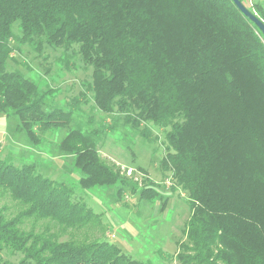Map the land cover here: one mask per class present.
<instances>
[{"label":"trees","instance_id":"16d2710c","mask_svg":"<svg viewBox=\"0 0 264 264\" xmlns=\"http://www.w3.org/2000/svg\"><path fill=\"white\" fill-rule=\"evenodd\" d=\"M241 1L264 23V0ZM14 41L37 50L42 42L77 45L93 68L88 89L101 111L121 114L135 129H167L162 169L171 172L173 190L187 193L190 208L185 238L169 259L264 264V34L233 0H0V113L17 116V130L34 146L47 131L69 127L57 146L73 157L81 188L117 186L122 197L127 185L141 199H161L164 210L168 197L152 181L131 183L102 158L99 131L70 127L73 109L53 105V89L8 70ZM0 192L21 205L11 217L0 208V264H15L4 259L5 249L21 252L20 264H154L95 231L61 239L49 227L23 229L26 218L84 234L105 228L100 213L34 163L0 157Z\"/></svg>","mask_w":264,"mask_h":264},{"label":"rangeland","instance_id":"374dc122","mask_svg":"<svg viewBox=\"0 0 264 264\" xmlns=\"http://www.w3.org/2000/svg\"><path fill=\"white\" fill-rule=\"evenodd\" d=\"M255 1L258 0H248V3ZM13 30L21 36L18 21L14 23ZM13 44L17 49L13 52L14 59L8 60V70L22 72L40 87L53 89V105L65 110L73 109L74 118L70 127L80 124L91 131H99L102 135L99 144L102 158L113 164L125 180L140 187L150 180L164 198L168 197L167 205L162 210L161 199H141L139 193H131L127 185L122 197L116 194L117 186L83 189L78 185L82 173L72 163L73 157L62 154L57 146L69 127L47 131L43 143L34 146L24 131L17 130L20 123L17 116L8 118L0 113V157L7 158L17 166L34 163L37 171L44 176L65 182L73 189L77 199L83 200L94 212L101 214L105 225L102 231L94 228L84 234V229L64 230L49 219L26 218L23 229L41 232L49 227L61 239L68 238L72 232L86 236L95 231L97 237L108 239L123 252L144 263L179 264L176 259H169L167 254L174 256L178 252L177 243L185 238V222L190 208L187 193L180 188L173 190L175 181L171 172L162 169L161 160L167 152V129L153 123H143L135 129L124 123L121 114L101 111L93 100L92 91L88 89L93 68L83 62L77 45L65 50L42 42L41 49L37 50L32 42L14 41ZM75 99L79 100L78 108L71 106ZM144 128L150 131V137L142 134ZM2 207H6L9 217L21 210V205L8 193L0 192ZM2 255L15 264H20L23 259L21 252L12 253L6 249ZM26 264L33 263L28 261Z\"/></svg>","mask_w":264,"mask_h":264},{"label":"water","instance_id":"95a60500","mask_svg":"<svg viewBox=\"0 0 264 264\" xmlns=\"http://www.w3.org/2000/svg\"><path fill=\"white\" fill-rule=\"evenodd\" d=\"M237 6L241 9V11L248 17H250V19H252L257 25L258 27L262 30L263 34H264V23L254 14L252 13L243 3L241 0H233Z\"/></svg>","mask_w":264,"mask_h":264}]
</instances>
